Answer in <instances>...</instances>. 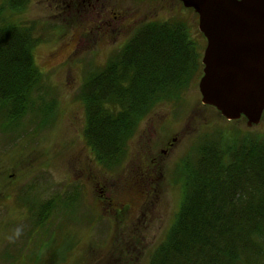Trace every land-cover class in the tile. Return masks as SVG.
I'll list each match as a JSON object with an SVG mask.
<instances>
[{
    "label": "rangeland",
    "instance_id": "obj_1",
    "mask_svg": "<svg viewBox=\"0 0 264 264\" xmlns=\"http://www.w3.org/2000/svg\"><path fill=\"white\" fill-rule=\"evenodd\" d=\"M75 1L27 0L13 18L36 28L34 62L50 89L45 99L57 107L45 127L25 119L0 130V264L68 263H51L50 255L70 240L68 264H147L179 208L180 185L173 180L191 147L234 130L264 138V111L248 127L244 117L226 120L201 103L205 38L191 9L177 0H93L104 10L98 16ZM171 20L188 29L200 71L181 95L142 118L120 161L99 162L84 133L86 77L144 24ZM52 201V213L42 212ZM63 203L70 204L67 215Z\"/></svg>",
    "mask_w": 264,
    "mask_h": 264
},
{
    "label": "trees",
    "instance_id": "obj_2",
    "mask_svg": "<svg viewBox=\"0 0 264 264\" xmlns=\"http://www.w3.org/2000/svg\"><path fill=\"white\" fill-rule=\"evenodd\" d=\"M26 1L0 4V130L21 127L25 119L45 127L56 115V100L45 99L50 89L33 58L36 28L13 19ZM198 55L183 22L150 21L86 77L84 133L99 162L120 161L142 118L177 98L198 74ZM234 131L197 142L178 164L173 181L181 202L147 264H264V138ZM53 204L40 209L52 213ZM63 206L67 215L70 204ZM73 244L58 247L51 263H69Z\"/></svg>",
    "mask_w": 264,
    "mask_h": 264
},
{
    "label": "water",
    "instance_id": "obj_3",
    "mask_svg": "<svg viewBox=\"0 0 264 264\" xmlns=\"http://www.w3.org/2000/svg\"><path fill=\"white\" fill-rule=\"evenodd\" d=\"M206 39L201 102L226 120L257 125L264 111V0H177Z\"/></svg>",
    "mask_w": 264,
    "mask_h": 264
},
{
    "label": "flooded vegetation",
    "instance_id": "obj_4",
    "mask_svg": "<svg viewBox=\"0 0 264 264\" xmlns=\"http://www.w3.org/2000/svg\"><path fill=\"white\" fill-rule=\"evenodd\" d=\"M77 2L80 1L82 4H86L88 7H91L93 9V12H96V14L99 15H103L104 10L99 8L98 3H94L93 0H76ZM75 1V2H76ZM98 1V0H96ZM74 3V2H73ZM97 10V11H96ZM115 18H117V16H115Z\"/></svg>",
    "mask_w": 264,
    "mask_h": 264
},
{
    "label": "bare ground",
    "instance_id": "obj_5",
    "mask_svg": "<svg viewBox=\"0 0 264 264\" xmlns=\"http://www.w3.org/2000/svg\"><path fill=\"white\" fill-rule=\"evenodd\" d=\"M188 9H191L193 12H194V10L192 9V8H188ZM195 13V12H194ZM197 15V14H196Z\"/></svg>",
    "mask_w": 264,
    "mask_h": 264
}]
</instances>
